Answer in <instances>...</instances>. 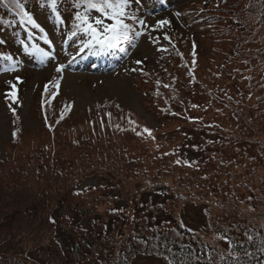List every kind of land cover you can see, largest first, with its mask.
<instances>
[{
  "label": "trees",
  "instance_id": "trees-1",
  "mask_svg": "<svg viewBox=\"0 0 264 264\" xmlns=\"http://www.w3.org/2000/svg\"><path fill=\"white\" fill-rule=\"evenodd\" d=\"M164 1L144 0L149 8L162 6ZM17 2L31 16L32 23L21 19L20 10L15 6ZM187 3L182 2L181 7H191L194 14L186 20L189 27L198 25V12L213 9L206 7V2L197 10L194 4ZM138 4V0H128L126 9L131 11L125 13L123 19L130 26L129 35L112 47V54L126 51L130 38H134L135 24L139 19L135 14ZM216 9L218 11L209 14L213 19L225 18L222 24L235 25L238 31L247 33L251 42L257 39L263 41L264 0L239 1L231 4L230 8L216 6ZM42 10H46V15L52 19L58 17L60 12L64 14V40L68 46L80 44L81 55L104 52L95 44L85 47L91 37L77 26L76 14L89 17L95 13L104 17L103 24L112 21L96 9H88L82 0H54V3L53 0H0L2 56L16 54L14 46L17 44L31 43L37 54L51 44L45 27L36 16ZM230 12L236 20L234 24L227 18ZM248 15H255L252 25L249 24L251 19ZM221 25L214 32L220 31ZM71 56L77 57L73 53ZM249 61L246 68L230 69L234 72L228 74L224 72L227 77L222 87L223 93L237 98L235 103L221 106L227 110V114L216 113L208 118L211 123L203 131L204 142H194V134H191L185 141L179 142L181 148L177 153L160 152L139 170L135 166L138 158L124 155V151H118L114 146L125 140L124 136L130 130H135V127L128 128L129 122H125L123 116H128V113L119 118L118 115L122 113L113 109L115 103L108 102L110 105L105 107L113 113L107 112L104 117L115 121L112 126L109 119L98 115V105H101L96 102L91 108L86 106L88 114L79 120V116L70 117V106L65 99H55L56 96L50 93L54 90L44 88L37 105L43 128L50 133L56 145L42 149L35 144L33 150L27 152L28 160L23 162L24 169L20 174L8 169L11 162L9 157L0 159L1 241L19 239L32 244L39 249L40 258L45 264H80L87 256L100 254L102 257H95L97 263L88 264H138L135 258L140 256L159 257L165 264H264V180L259 173V164H262L264 174V62L257 63V68L252 59ZM219 84L216 82L211 92L217 91ZM16 89V82L8 87L10 91L6 93L11 99L16 95ZM213 98L211 94L210 100ZM218 115L225 117L220 120ZM14 119H18L16 114ZM83 121L87 123L88 132L82 138H68L71 133L87 131L83 129ZM57 131H60V135L56 134ZM19 132L20 124L11 136V149ZM135 135L134 139L141 143L142 140L153 139L152 135L145 137L143 131L135 130ZM229 141L243 146L246 153L242 156L239 154L232 161H227V156L221 158L218 150ZM70 147L86 148L88 151ZM97 148L110 153L113 161L109 163L113 165L105 163L97 155ZM67 150L69 152L64 156L63 152ZM120 155L123 157L120 158ZM244 156L246 161L239 160ZM168 158L169 164L165 165ZM183 166L192 169L190 171L195 174L193 181L190 179L181 183L175 177L180 173V168H185ZM198 166L203 168L202 173L198 171ZM30 170L36 173L33 182L29 176ZM240 170L243 171L242 175ZM148 171L153 173L151 178L136 194H131L133 206L124 204L115 213L111 205L119 201L118 198L125 197L123 187ZM88 175L96 176V181L82 184ZM221 175L226 178L223 179L226 185H230L227 178H235L233 186L230 185L233 191L229 194L213 193L217 187L213 177ZM256 180L262 184H257ZM212 182H215V187L210 188ZM97 186H103L117 198L110 200L104 195L101 198L97 195L87 201L89 193ZM219 187H222V182H219ZM203 188L208 190L207 199L202 198ZM216 196L223 197L214 199ZM189 197L194 215L173 213V209L183 206ZM170 201L171 205H168ZM201 201L208 204L201 208ZM116 218H123L124 224H115ZM97 232L103 235L94 244L87 238ZM209 233L228 241V245L215 244L210 240ZM32 263L38 262L11 256L0 257V264Z\"/></svg>",
  "mask_w": 264,
  "mask_h": 264
},
{
  "label": "rangeland",
  "instance_id": "rangeland-1",
  "mask_svg": "<svg viewBox=\"0 0 264 264\" xmlns=\"http://www.w3.org/2000/svg\"><path fill=\"white\" fill-rule=\"evenodd\" d=\"M239 1L245 0H165L162 6L149 8L144 0H138L139 4L135 8V14L139 18L135 24L136 33L127 43V50L112 54V49H104V59H93V61L91 57L86 56L72 58V53L77 56L81 53L78 49L80 44L68 46L64 40L65 24L62 12L53 19L46 15V10L37 13V19L45 27L51 44H48L40 54H37L31 43L15 45L16 54L12 56L0 54V159L9 157L11 162L8 169L20 174L24 169L23 162L28 160L27 152L33 150L35 144L40 148L43 147L42 149L55 147L56 142L54 145L50 133L43 128L37 105L43 95L41 92L46 87L55 91H50L56 96L55 99L57 97L65 99L70 106V117L79 116V120H83L88 114L86 106L91 108L96 102L101 105H98L100 107L98 115L109 119L111 123L115 121L104 116L107 112H113L107 111L105 105L115 103L113 109L122 113L118 115L119 118L128 113V116H123L126 120L124 121L129 122L128 128L135 127L138 132L143 131L145 137L150 135L153 137V139L142 140L141 143L134 139L136 138L135 130H130L125 134V140L114 144L118 151L120 149L125 152L124 155L138 158L135 164L138 170L160 152L177 153L178 148H181L179 142L185 141L191 134H194V142H204L203 131L205 126L211 123L208 118H212L216 113L227 114V110L221 106L233 104L237 98L236 96L231 98L226 92L223 93L222 87L227 77L224 72L228 74L227 72H234L230 69L246 68L249 66L250 59L257 68L259 67L257 63L264 62V37L262 42L258 39L251 42L250 37L246 36L247 33L238 31L235 25L222 24L225 18L213 19L212 15L209 16L218 11V9L214 10L216 6L230 8L231 4ZM182 2L194 4L196 10L206 2L205 6L213 9H210L211 12L208 9L200 13L196 12L199 18L198 25L189 27L186 20L194 14L191 7L186 5L181 7ZM130 11L125 8V13ZM248 16L251 19L249 24L252 25L255 15ZM233 17L231 13L227 18L234 24L236 20ZM88 18L94 25L97 19L101 20L102 24L96 26L101 32L103 31V16L92 13ZM161 21L166 23L161 24ZM220 25V31L214 32ZM95 46L100 47L97 44ZM7 57L13 58L6 59ZM58 66H62L59 72H57ZM13 82H16L17 93L11 99L6 92L10 91L8 87H12ZM216 82L220 83L219 88L211 92ZM218 91L220 93H217ZM211 94L214 97L212 100H210ZM15 114L18 116L17 120L14 119ZM218 117L222 120L225 116L218 115ZM85 123L83 129L87 130L86 132L71 133L68 138H82L88 132V126ZM19 124V137L13 141L15 147L11 149L10 144L13 138L11 136ZM260 125L262 126L261 121ZM145 129L150 130L151 134L149 135ZM59 133L60 131H57L56 134ZM70 148L88 151L86 148ZM68 152V150L64 151L63 155L65 156ZM96 153L105 163L113 165L109 163L113 161V158L108 151L103 152L97 148ZM245 153L244 147L233 141L225 143L218 150L221 158L228 157L227 161H232L239 154L242 156ZM122 157L123 155H120V158ZM241 159L246 161L245 156L239 158ZM169 161L168 158L165 165L169 164ZM93 163L91 162V165H94ZM259 165V173L264 180L262 164ZM198 168L193 167L195 170ZM190 170L192 169L189 167L180 168V173L175 177L181 183H184V180L193 181L195 174ZM198 171L202 173L204 170L201 167ZM236 171L238 172V169ZM242 172L240 170L241 175ZM35 174L33 170H30L29 176L32 182L36 178ZM152 174L151 171L140 174L139 178L131 180L123 187L125 197L118 198L119 201L111 205L115 213H118L119 207L124 204L133 206L131 194H136ZM95 177L86 176L82 184L95 182ZM233 178H227L228 184L232 186L235 179ZM223 179L226 178L222 175L213 177V180L217 182V190L215 189L214 194L221 195L224 192L229 194L233 191V187L226 185ZM215 182H212L210 188L215 187ZM219 182H222V187H219ZM256 183L262 184L259 180H256ZM219 188H221L220 192ZM207 193L208 190L203 188V199L208 198ZM108 194L111 193L106 188L97 186L89 193L87 201L93 200L97 195L98 198L104 195L110 200L117 198L116 195ZM220 197L223 196H216L214 199ZM191 200V197L187 198L183 206L179 205L173 209V213L180 216H193ZM170 203L171 201L168 205H171ZM199 204L203 208L208 203L201 201ZM132 211L133 209L131 213ZM72 221L75 222L74 219ZM114 222L118 226L124 224L123 218H116ZM102 235V232H97L87 239L95 244L99 242ZM209 236L215 244L228 245V241L218 236H212L210 233ZM1 240L2 238L0 239V257H18L38 262L32 264H45L40 258L39 249L32 244L19 239ZM95 257L100 258L102 255L87 256L79 263H97ZM135 261L138 264H165L159 257L154 256L136 257Z\"/></svg>",
  "mask_w": 264,
  "mask_h": 264
},
{
  "label": "snow or ice",
  "instance_id": "snow-or-ice-1",
  "mask_svg": "<svg viewBox=\"0 0 264 264\" xmlns=\"http://www.w3.org/2000/svg\"><path fill=\"white\" fill-rule=\"evenodd\" d=\"M82 2L86 4L88 9H96L112 21L109 24H104L101 32L96 26L102 24L101 20L97 19L94 25L89 22L87 15L77 13L76 20L79 22L77 26L91 37L85 47L97 44L101 50H104L115 46L120 40L128 38L130 26L123 19L128 0H82ZM15 6L20 10L21 19H26L28 23H32L31 16L24 10L23 5L17 2ZM160 23L163 24L166 21H161ZM6 59L11 58L7 57ZM61 68L62 66H58L57 72L61 71ZM145 131L149 132V135L151 134L150 130L145 129Z\"/></svg>",
  "mask_w": 264,
  "mask_h": 264
},
{
  "label": "bare ground",
  "instance_id": "bare-ground-1",
  "mask_svg": "<svg viewBox=\"0 0 264 264\" xmlns=\"http://www.w3.org/2000/svg\"><path fill=\"white\" fill-rule=\"evenodd\" d=\"M39 21V20H38Z\"/></svg>",
  "mask_w": 264,
  "mask_h": 264
}]
</instances>
